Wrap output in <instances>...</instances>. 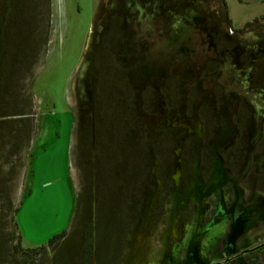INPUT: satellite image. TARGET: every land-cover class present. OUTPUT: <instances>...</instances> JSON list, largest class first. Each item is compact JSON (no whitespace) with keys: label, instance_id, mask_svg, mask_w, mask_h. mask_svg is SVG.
<instances>
[{"label":"rangeland","instance_id":"rangeland-1","mask_svg":"<svg viewBox=\"0 0 264 264\" xmlns=\"http://www.w3.org/2000/svg\"><path fill=\"white\" fill-rule=\"evenodd\" d=\"M15 1L21 8L0 0L9 16L1 34L19 43L8 86L28 106L0 117L13 120L0 128L7 264H53L60 250L75 264L82 229L94 223L95 128L116 155L110 187L126 197L117 264H244L237 255L264 241V215L245 229L229 201L244 202L246 177L261 172L264 185V0ZM201 194L208 209L198 236ZM17 234L23 250L44 252L14 257Z\"/></svg>","mask_w":264,"mask_h":264},{"label":"trees","instance_id":"trees-1","mask_svg":"<svg viewBox=\"0 0 264 264\" xmlns=\"http://www.w3.org/2000/svg\"><path fill=\"white\" fill-rule=\"evenodd\" d=\"M15 0H4V9H8V7H13L16 9V6L21 8V5H17ZM3 7V6H2ZM18 13V12H17ZM9 18L8 13H1L0 14V117L3 116H16V115H24L25 110L23 109L24 107L28 106L27 101L21 100L22 97L17 95V93L11 92V88L9 89L8 84H10V77L14 73V71H17V63L18 59H16V56L20 54V47L19 43L14 37L9 40L10 42L7 43L5 42V38L2 36V30L5 21ZM21 19V16L19 18V15L16 14V16L13 18V23L16 22L18 24V28L22 29L21 25L19 24ZM8 21V20H7ZM6 21V22H7ZM6 37H10L6 36ZM12 44V45H10ZM11 46V47H10ZM18 46V47H17ZM19 48V49H18ZM20 70V69H19ZM18 73V72H17ZM13 84V83H12ZM12 94L15 95V97L11 100L10 97H12ZM6 99L9 101L6 102ZM18 101L20 103H23L21 113L16 114V110L13 105L16 104ZM117 112L110 114L109 119L113 121V118H117ZM27 117H25L26 119ZM18 119H24L18 118ZM10 119H0V128H2L4 125L8 122H13V120ZM25 121V120H24ZM116 123V124H115ZM115 125H110L111 128L114 127L115 130L120 129L119 125L122 124L121 122L117 124L116 120L114 121ZM9 127V126H8ZM96 130V137H95V148L93 147V161L95 164V186H96V198H95V212H94V223L93 224H86L83 229H82V239L81 243L76 249V254L73 257L72 263L75 264H92L93 260L95 259L96 264H117L118 262V253H120L119 248L121 247V244H119V238L117 239L114 247L112 248V256H108L107 258L103 256L102 259V251L101 248L106 245L107 238L110 233H115V238L119 235L123 237V233L125 231L124 229V217H125V202H126V197L124 196V193L120 191L119 193H115L116 187H110L111 184L114 182L112 176V165L111 163L115 159L116 155H112L107 152L109 144L106 142V135L103 137L102 135L106 134L105 131L102 129L103 134L100 133L101 137L97 135V128ZM106 130V128H105ZM107 131V130H106ZM122 131L124 135H127L129 132H132V129L129 126V130L126 128L122 127ZM112 132L115 133L114 130ZM122 139V137H121ZM124 142V141H122ZM114 143V140H113ZM19 144V143H18ZM101 147V149H100ZM143 148L142 145L138 146V148ZM114 148H116L114 146ZM115 151V149H114ZM12 152V151H11ZM79 158H80V166H83V171H88L90 167H88V148L87 152L86 149L84 148V151H79ZM134 161H135V156L132 155L130 157V164L132 166V170L135 168L134 167ZM136 162V161H135ZM87 164V167H86ZM128 164V165H130ZM135 169L133 170V173L131 177H134L135 175ZM131 174V173H130ZM129 179V176H124L123 177V182H121V186L125 185ZM2 186V187H1ZM101 189V191H100ZM3 190V191H2ZM6 186L5 184L3 185L0 181V196H2V193H6ZM7 196V194H5ZM3 195V198L4 196ZM110 199V200H109ZM116 199V201H113ZM6 200H8V196L6 197ZM81 198L78 196L75 197L74 200V208L75 205L80 202ZM125 200V202H124ZM111 202V204H110ZM7 210L9 212L10 210V201L8 200L7 202ZM17 207V206H16ZM14 208L12 212H15L17 208ZM104 215L103 219H99V217ZM6 216V214H5ZM109 223V225L107 224ZM15 224V223H14ZM1 230V229H0ZM106 233V234H105ZM63 236V231L60 233L52 236L47 243L46 246H51L53 245V242H56L60 237ZM105 236V237H104ZM104 238V239H103ZM106 238V239H105ZM17 243L12 247V255L15 257L18 251H23V252H44L43 250L45 249L44 246H38L34 248H27L23 250L20 247V235L17 234L16 236ZM5 241H0V264H7L6 256H7V250L5 249ZM103 245V246H102ZM106 247V246H105ZM104 247V248H105ZM22 249V250H21ZM118 249V252H117ZM63 257L64 263L61 264H67L66 258L68 256L66 255L64 250H60L58 253H55L52 257V263L53 264H58L57 259L59 257ZM101 256V257H100ZM62 259V260H63ZM12 263V260L9 261ZM16 260L14 264H23L21 261L19 262ZM30 264H33L30 262Z\"/></svg>","mask_w":264,"mask_h":264},{"label":"flooded vegetation","instance_id":"flooded-vegetation-1","mask_svg":"<svg viewBox=\"0 0 264 264\" xmlns=\"http://www.w3.org/2000/svg\"><path fill=\"white\" fill-rule=\"evenodd\" d=\"M176 127H178V126H176ZM190 127H192V129H193V133L196 134V130H195L193 124H190ZM220 172H218L217 175L218 176H220V175L224 176L225 172H222V171H220ZM173 173H174V171H172L171 174L173 175ZM244 174L246 175V173H244ZM260 174H261V172H258V175L256 177H251L252 179H249L248 177H246L249 187L247 188L245 193L242 192V198H244L243 203H241L240 205H238V204L234 205L233 203H234V201H236L235 196H233V200L229 201V205L231 207L234 206L236 211L238 212V214L240 216L239 221L241 222V225L242 226L246 225L245 229H247L249 226H254L255 223L261 222V220L258 217H261L264 215V198H261V197L259 198L254 193V192H257L258 189H261V191H264V185L261 184L262 177H260L261 176ZM226 181H228V180H226ZM160 182H161V179H160ZM154 187H155V184H154ZM154 187L152 186V184H150V190L149 191H151V192L154 191L155 190ZM160 187H162V184L160 185ZM200 197L201 198L198 201V205H200V203H201L200 209H201L202 213H200L197 216L196 228L194 229L197 231L196 235H198V236L201 233L203 225L205 224L204 223L205 213L207 212V209H208V207H206L207 206L206 205V199H207L206 196L204 194L203 195L201 194ZM202 199H204V200L202 201ZM74 200H75V198H74ZM229 209H230V207H229ZM231 212H232V209H230V211H227L225 213V221H228L227 219H229V220L231 219V215H230ZM124 235H125V231L123 233V237L120 235V233L116 238H115V233L112 232L109 234V236L107 238V239H109L108 240V249H105L104 247H103L104 249L102 248V250H104V251L106 250V252H104V254H103L104 257L107 258L108 256L113 255L112 248L114 247L118 238L120 241L118 246L121 244V247H122ZM121 247L119 248V250H121ZM117 252H118V249H117ZM213 252L216 253V250L213 249ZM263 252H264V241L262 243L256 245V246L252 247V248L244 250L242 253L237 255V258H241L242 260H244V264H263V259H264V256H262ZM118 254H120V253H118ZM118 258H119V255H118Z\"/></svg>","mask_w":264,"mask_h":264},{"label":"crops","instance_id":"crops-1","mask_svg":"<svg viewBox=\"0 0 264 264\" xmlns=\"http://www.w3.org/2000/svg\"><path fill=\"white\" fill-rule=\"evenodd\" d=\"M72 194V193H71Z\"/></svg>","mask_w":264,"mask_h":264}]
</instances>
